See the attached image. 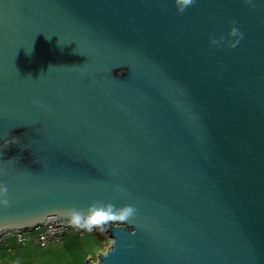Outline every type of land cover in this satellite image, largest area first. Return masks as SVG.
<instances>
[{"label": "water", "instance_id": "95a60500", "mask_svg": "<svg viewBox=\"0 0 264 264\" xmlns=\"http://www.w3.org/2000/svg\"><path fill=\"white\" fill-rule=\"evenodd\" d=\"M0 183V237L100 201L89 264H264V0H0Z\"/></svg>", "mask_w": 264, "mask_h": 264}, {"label": "rangeland", "instance_id": "374dc122", "mask_svg": "<svg viewBox=\"0 0 264 264\" xmlns=\"http://www.w3.org/2000/svg\"><path fill=\"white\" fill-rule=\"evenodd\" d=\"M77 230V227L71 226L66 233L67 235L65 234L67 241L73 239L70 247L65 245L61 247L60 242L43 246L35 240L23 244L19 243L15 237H10L12 251L9 252L7 245L3 244L7 247V252L5 250V253L0 255H2V259H6L2 260L3 262H0V264H89L90 261L97 262L95 261L96 256L86 257L83 254L81 241L87 237H94L99 242L101 237L104 236L106 239L103 241L104 246L102 249H105L104 252H106L112 244V239L107 235V229L96 228L95 232L88 233L85 236H79ZM34 231H38V229ZM3 245H0V249Z\"/></svg>", "mask_w": 264, "mask_h": 264}, {"label": "clouds", "instance_id": "9594fccd", "mask_svg": "<svg viewBox=\"0 0 264 264\" xmlns=\"http://www.w3.org/2000/svg\"><path fill=\"white\" fill-rule=\"evenodd\" d=\"M195 0H176L178 11L183 12L188 6H191ZM230 35L238 37L230 46L235 47L239 43V38L243 37V33L239 32L238 28L233 27ZM213 44H218L215 38H212ZM7 193V186L0 183V197H5ZM9 201L6 198L0 199V204L7 205ZM137 209L133 205H125L116 208L112 203H103L95 201L91 203L87 210L77 209L76 207H69L64 210V214L68 218L70 224L77 228L92 230L94 228H105L111 223L127 222L129 218L134 217Z\"/></svg>", "mask_w": 264, "mask_h": 264}, {"label": "built area", "instance_id": "2783aa9c", "mask_svg": "<svg viewBox=\"0 0 264 264\" xmlns=\"http://www.w3.org/2000/svg\"><path fill=\"white\" fill-rule=\"evenodd\" d=\"M72 225L66 221L59 220L53 224H49L47 226L41 227L38 231L29 232H21V233H7L0 237V245L6 244L7 239L9 237H15L19 243H28L30 241H37L41 243L43 246L50 245L52 243L59 242L63 239L65 234L70 230ZM78 235L85 236L88 233H92L96 231V228L92 230H86L82 228H78ZM9 251L11 248L8 249Z\"/></svg>", "mask_w": 264, "mask_h": 264}, {"label": "crops", "instance_id": "0c3cea01", "mask_svg": "<svg viewBox=\"0 0 264 264\" xmlns=\"http://www.w3.org/2000/svg\"><path fill=\"white\" fill-rule=\"evenodd\" d=\"M65 236L63 237V239L61 241H59L61 243V247L63 245L70 247L72 242H73V239L67 241L66 240L67 237H65ZM81 242H82V252H83V254H85L86 257L92 256V255L96 256L97 259H95V261H98V254L100 252H104L105 251L104 249H102L99 246L98 241L94 237H90V238L87 237L86 239H83ZM8 244H9V246H8ZM1 245H3V244H1ZM5 245H7L8 249L11 248L10 247V237L7 239V243ZM5 245H3V247L0 249V251H2V252H0V254L5 253V250L7 248ZM11 251H12V248H11V250L9 252H11ZM6 252H7V250H6ZM1 256L2 255H0V260H1L0 262H3L2 260H5L6 258L2 259Z\"/></svg>", "mask_w": 264, "mask_h": 264}, {"label": "trees", "instance_id": "16d2710c", "mask_svg": "<svg viewBox=\"0 0 264 264\" xmlns=\"http://www.w3.org/2000/svg\"><path fill=\"white\" fill-rule=\"evenodd\" d=\"M106 238L103 236L101 237L100 241L98 242L99 246L102 248L104 246V243L103 241L105 240ZM105 250V249H104Z\"/></svg>", "mask_w": 264, "mask_h": 264}]
</instances>
